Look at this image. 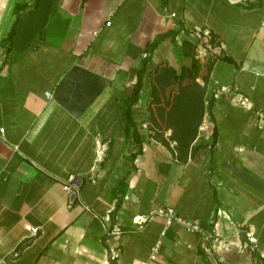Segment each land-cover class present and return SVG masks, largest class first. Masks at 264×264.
<instances>
[{
  "label": "crops",
  "instance_id": "obj_1",
  "mask_svg": "<svg viewBox=\"0 0 264 264\" xmlns=\"http://www.w3.org/2000/svg\"><path fill=\"white\" fill-rule=\"evenodd\" d=\"M161 33L129 102L144 44ZM192 61L204 93L180 160L165 105L176 83L159 72ZM255 110L264 0H0V264H264ZM166 205L201 230L162 232L161 216L135 229L134 216Z\"/></svg>",
  "mask_w": 264,
  "mask_h": 264
},
{
  "label": "trees",
  "instance_id": "obj_2",
  "mask_svg": "<svg viewBox=\"0 0 264 264\" xmlns=\"http://www.w3.org/2000/svg\"><path fill=\"white\" fill-rule=\"evenodd\" d=\"M166 36V33L156 35L151 40L145 42L142 49V56H140L138 66L135 71V82L130 90V101H135L140 94V90L144 83L146 75L149 73L147 67L152 54V50L155 46ZM197 72V65L195 61H192L190 70L181 68L178 74H175L170 68L162 69L159 72L160 78L172 79L176 83V91L171 100L165 101V105H169L168 120L172 127V132L169 139L175 142V150L177 157L180 160H184L186 152L192 138L196 134V126L200 120V101L199 98L203 95L204 89L198 86L193 80ZM189 74L192 79V83L188 85L181 84L182 79ZM196 98L197 100H193ZM195 101V102H194ZM202 103V102H201ZM202 108V107H201ZM169 114H172L169 116ZM190 115L192 118H190ZM164 142V141H163ZM110 264H114L110 261Z\"/></svg>",
  "mask_w": 264,
  "mask_h": 264
},
{
  "label": "built area",
  "instance_id": "obj_3",
  "mask_svg": "<svg viewBox=\"0 0 264 264\" xmlns=\"http://www.w3.org/2000/svg\"><path fill=\"white\" fill-rule=\"evenodd\" d=\"M171 15H173V14H171ZM109 23H110L109 21L105 22L106 25H108ZM93 33H95V32H93ZM196 35L198 36V33H196ZM205 35L207 36V38H209L207 33H205ZM46 95H48V93H46ZM235 101H236V103H238L243 108L251 109V104L246 97H243L241 95H237L235 97ZM253 115H254V117H253L254 118V125L259 129H264V110H255ZM143 126H145V125H143ZM0 131H2V129H0ZM62 185L66 191L73 192L75 187H76L74 176L71 174L68 175L62 181ZM220 213L222 214V212L220 210H218L217 214H220ZM155 216H161L164 218V228H163L162 232L172 222H175V223H178V224L184 226L188 231L193 232V231H200L201 230V227L198 223L192 222V221H189V220H186L184 218L177 216L175 214L174 210L170 206H167V205L151 209L146 214L134 216L133 222L135 223V229L141 230L144 227V225L147 224L148 222L152 221ZM29 231L32 235H35L38 232V227H29ZM106 232L108 234L117 235L120 233V228L118 227V225L115 224V225H112V228L106 229ZM247 240H248V243L254 244L255 238L251 234H248ZM158 248H159V242H156L151 249V253L149 256L150 259L155 258V255L158 251ZM12 254H13V256L16 255V253H14V252Z\"/></svg>",
  "mask_w": 264,
  "mask_h": 264
},
{
  "label": "water",
  "instance_id": "obj_4",
  "mask_svg": "<svg viewBox=\"0 0 264 264\" xmlns=\"http://www.w3.org/2000/svg\"><path fill=\"white\" fill-rule=\"evenodd\" d=\"M74 197H75V193L71 192L70 195H69V198L72 200Z\"/></svg>",
  "mask_w": 264,
  "mask_h": 264
}]
</instances>
